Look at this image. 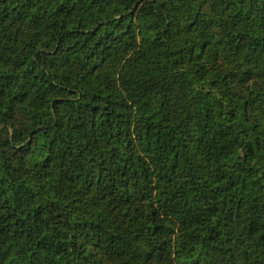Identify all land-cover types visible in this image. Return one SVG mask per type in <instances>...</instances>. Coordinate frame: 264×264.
Returning a JSON list of instances; mask_svg holds the SVG:
<instances>
[{"label":"trees","instance_id":"16d2710c","mask_svg":"<svg viewBox=\"0 0 264 264\" xmlns=\"http://www.w3.org/2000/svg\"><path fill=\"white\" fill-rule=\"evenodd\" d=\"M0 264H264V0H0Z\"/></svg>","mask_w":264,"mask_h":264},{"label":"rangeland","instance_id":"374dc122","mask_svg":"<svg viewBox=\"0 0 264 264\" xmlns=\"http://www.w3.org/2000/svg\"><path fill=\"white\" fill-rule=\"evenodd\" d=\"M141 242L145 243L144 241H141ZM238 251H239V248H238Z\"/></svg>","mask_w":264,"mask_h":264}]
</instances>
